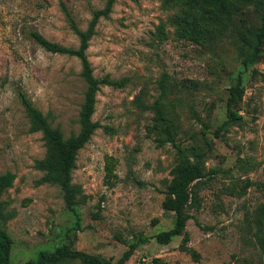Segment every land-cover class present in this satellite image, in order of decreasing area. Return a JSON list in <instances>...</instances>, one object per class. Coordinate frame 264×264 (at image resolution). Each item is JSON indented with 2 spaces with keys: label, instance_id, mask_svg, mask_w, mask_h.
<instances>
[{
  "label": "rangeland",
  "instance_id": "1",
  "mask_svg": "<svg viewBox=\"0 0 264 264\" xmlns=\"http://www.w3.org/2000/svg\"><path fill=\"white\" fill-rule=\"evenodd\" d=\"M106 1L0 0V174L15 177L0 197L14 214L4 225L12 240L10 264L34 261L63 244L111 264L128 251L125 264H264L255 237L259 214L264 229V46L255 59L252 49L240 56L231 35L212 46L198 44L175 32L174 12L159 0H115L89 42L94 77L129 83L101 86L96 94L92 121L100 128L78 152L72 172L78 204L68 209L59 187L39 183L44 173L37 163L48 147L42 132L32 130L20 97L68 139L79 133L87 87L77 58L46 52L32 34L76 49L63 6L85 31ZM248 17L259 24L251 12ZM238 76L245 94L232 107L240 118L229 121L228 89ZM156 101L174 144L156 123ZM194 153L205 176L200 207L188 211L184 230L196 259L181 250L182 236L166 245L156 240L175 222L162 207L173 170L192 164ZM106 157L114 164L112 187Z\"/></svg>",
  "mask_w": 264,
  "mask_h": 264
},
{
  "label": "trees",
  "instance_id": "2",
  "mask_svg": "<svg viewBox=\"0 0 264 264\" xmlns=\"http://www.w3.org/2000/svg\"><path fill=\"white\" fill-rule=\"evenodd\" d=\"M166 11L174 12L170 22L175 32L180 35L189 36L196 43L212 46L217 39L231 35L237 39L238 52L240 56L247 50H253V58L260 57L264 46V0H159ZM115 0H107L103 9L96 10L92 14L91 21L85 31L80 30L63 6V11L69 22L71 30L78 38L79 45L76 49L65 48L58 44L49 42L41 35L33 33L32 39L46 52L58 55H67L79 60L81 66L80 76L86 84L84 101L79 112V133L64 139L62 133L46 121L42 114L32 104L21 96V103L25 108L26 115L31 122L33 131L42 132L47 143V153L43 160L37 163L38 168L43 171L44 176L40 184L48 183L59 187L64 204L68 209H73L78 204V191L72 184V172L76 167L78 152L87 144L95 131L100 128L98 122L92 121L95 110L96 94L101 86H109L115 89H122L128 83V78L111 79L108 75L97 79L87 57L89 42L95 34L96 26L100 18H107L111 12ZM251 7V10L249 8ZM259 20L258 25L250 22L248 14ZM247 65V60H243ZM256 71H254L255 73ZM161 96L166 95L161 85ZM226 100L227 116L229 121L239 119V115L232 107L236 106L244 98V88L241 77L238 76L233 86L228 89ZM156 123H160V129L167 135V142L174 144V137L170 128L163 129L166 124L163 107L159 101L154 104ZM193 163L174 168V178L168 184L165 191V198L162 207L165 211L175 215L174 226L171 230L162 232L156 236L158 243L166 245L171 238L182 236L181 250L192 253L185 246L189 235L184 230L186 222L191 218L189 210H198L200 201L198 192L205 176L204 167L197 153L193 154ZM106 162H112V167L107 170V185H114L115 175L114 164L110 157ZM15 177L7 172L0 174V197L13 185ZM252 183H248L247 186ZM264 185V184H263ZM245 186V190L247 189ZM6 203L0 201V264H10V251L12 240L4 229V225L14 217L12 212L5 211ZM256 240L264 250V229L263 218L259 214L255 219ZM133 248V247H132ZM131 251L125 253L122 259L116 264H125L129 260ZM196 259L195 253H192ZM67 260H80L83 264H111L102 258L91 256L79 251L72 250L68 245H58L54 251L42 250L38 258L24 264H60ZM158 264L157 260H154Z\"/></svg>",
  "mask_w": 264,
  "mask_h": 264
}]
</instances>
